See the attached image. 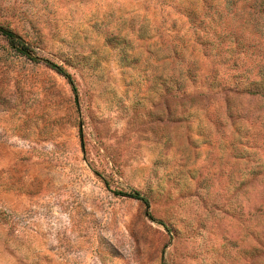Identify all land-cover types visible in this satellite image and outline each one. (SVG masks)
<instances>
[{"label": "rangeland", "instance_id": "374dc122", "mask_svg": "<svg viewBox=\"0 0 264 264\" xmlns=\"http://www.w3.org/2000/svg\"><path fill=\"white\" fill-rule=\"evenodd\" d=\"M0 25L78 89L0 35V264H264V0H0Z\"/></svg>", "mask_w": 264, "mask_h": 264}, {"label": "trees", "instance_id": "16d2710c", "mask_svg": "<svg viewBox=\"0 0 264 264\" xmlns=\"http://www.w3.org/2000/svg\"><path fill=\"white\" fill-rule=\"evenodd\" d=\"M0 35H2L7 40L8 46L12 51H15L19 55H21V56H23V57H25V58L33 61V62L44 63L50 69L54 70L59 75L66 78L68 80V82L70 83V85L72 86L73 92L75 94L76 102H78V89L75 85V81H74L72 75L64 67H62L61 65L54 63L50 60L43 59L39 56H36L34 54V51L31 47L30 43L27 40H25L23 36L14 32L13 30H11L9 28H5L4 26L0 25ZM246 90H248V88ZM229 107H231V108H229ZM232 109H233V107L230 106V104H229V106H227V113H229L228 115H230V114L232 115V111H233ZM253 173L258 175L261 172H260V170H257V171L254 170ZM118 194H120L122 196H127L130 198H133L135 200H138V201L142 202L144 205H146V207L150 206L148 198L145 197L144 195H142L138 191H133V192H129V193L119 192ZM160 224H162L166 228L167 232L171 233V229L166 224H164V223H160Z\"/></svg>", "mask_w": 264, "mask_h": 264}]
</instances>
